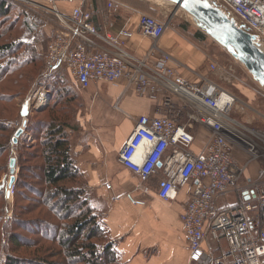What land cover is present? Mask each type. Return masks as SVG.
Here are the masks:
<instances>
[{"label": "built area", "instance_id": "2783aa9c", "mask_svg": "<svg viewBox=\"0 0 264 264\" xmlns=\"http://www.w3.org/2000/svg\"><path fill=\"white\" fill-rule=\"evenodd\" d=\"M50 1L52 7L41 5L57 19L47 44L45 74L65 71L81 88L122 81L124 92L156 99V114L136 119L119 159L144 179L159 176L157 196L165 202L175 201L182 189H188L180 217L190 264H264V178L239 188L245 169L255 160L264 161V128L233 116L234 111L252 108L225 86L232 81L233 67L210 59L205 73L191 68L161 46L171 21L146 13H139L137 30L122 26L103 31L95 19L97 11L117 13L124 7L119 0H108L97 11L76 5L70 12ZM210 1L254 33L264 50V0ZM137 35L150 45L141 42L130 50ZM98 41L106 48L94 49ZM186 70L193 77H187ZM35 98L38 107L48 103L45 93ZM31 106L30 99L23 103L15 133L25 132ZM198 140L200 148L195 149ZM235 149L246 154L245 162L236 160ZM232 188L249 199L219 207L217 199ZM221 240L228 248L213 256L210 247Z\"/></svg>", "mask_w": 264, "mask_h": 264}, {"label": "rangeland", "instance_id": "374dc122", "mask_svg": "<svg viewBox=\"0 0 264 264\" xmlns=\"http://www.w3.org/2000/svg\"><path fill=\"white\" fill-rule=\"evenodd\" d=\"M119 1L123 2V0ZM151 1L152 6L146 9H139L141 13H146L161 21L170 20L171 29L179 33L181 32L180 34L184 36L192 37V34L199 29L195 20L183 9H176L174 4L167 1ZM9 3L10 12L4 17L3 22L5 24L2 26L11 24L15 26L23 25L24 28L25 26L29 28L36 27L34 34H32L30 29L28 31L22 29V38L27 43V45H23V49L29 47L31 45L30 42L35 44V42H42L45 39V43L43 45L44 47L40 45L38 48L44 58L43 67L39 76L36 73L32 79L27 78L23 83V89L14 88V93L11 95V102L3 104L5 111H0V113H4V117L8 118L7 124L11 129L10 132L0 133V146L3 145L5 147L0 150V264H9V257L18 259L20 262L22 261V264H65L67 260L59 243L60 238L57 237L63 225L74 222L75 216L80 213V206L72 205L71 207V205H68L67 210H64L62 208L63 205L51 204V202L44 201L47 197L46 193L51 188L43 181V140H41L42 138L39 140L36 139L34 131L31 130L29 124L33 119L37 122L38 120H48L52 115L56 117H65L68 115L67 122L70 125V138L73 137L76 139L77 134L83 138L92 135L99 137L97 127L93 124V109L95 108V103L91 100L92 98L87 100L84 97L85 90H80L78 86L72 85L70 77H68L69 75L65 71H60L56 74H62L65 79L69 80L66 84L70 85V88L76 92V100L69 105V109L52 100V95L54 94L56 96L57 93L54 89L52 90L49 85V80H47L49 76L55 74L50 75L44 73V52L50 39V37L46 36L45 26L52 25V23L56 24L57 19L53 13L42 10L41 8V5L43 7L51 6L52 2L50 0H9ZM59 8L63 11L60 6ZM14 34L16 33L14 32ZM14 34L7 33L3 37H6L5 42L15 39ZM203 44L204 51L211 57L209 59L218 62L222 67H233V71H231L232 81L226 83L225 86L252 107H247V110H243L242 112L240 110L234 111L233 116L253 127L264 128V115L260 112L264 111V88L254 80L244 65L235 60L212 37L208 35L207 40ZM18 57L11 51L0 56V63L5 64L9 59L14 60ZM44 93L48 97V103L45 106L38 107L37 98L35 97L38 94ZM28 99H30V104L32 102V106L30 114L27 116L28 122L26 130L18 140H9L10 136L11 138L15 136L16 124L22 120L20 112L23 108V103ZM52 107L55 110L54 112H51ZM36 111H39L40 114ZM128 123L129 121L124 123L123 133L129 127ZM101 138H104V136H101ZM110 139L114 140V137ZM70 141L71 146L72 142L73 145L75 141L78 142V140ZM18 143L26 144L27 153L36 152L34 154L35 158L30 159L28 162L23 160L19 162ZM113 151L117 150L114 149ZM13 158L16 159V173L15 182L13 183L14 192L13 195H10L8 192L11 187L9 181L12 176L10 163ZM77 163L78 159L76 160V165ZM87 180V177L83 176L74 182L67 181L64 183V186L74 188L73 190L80 194L79 204L82 203L87 208L90 205L96 207L95 215L99 220H102L100 207L91 200V188ZM232 200H235L234 197ZM27 205L31 207L32 213L30 215L26 213L20 215V208ZM11 221L12 223H10ZM5 225L7 230H12L11 234L7 235L3 231ZM12 234H15V236H10ZM100 236L92 239V242L98 244V248H103L107 243L111 242L108 233L107 237L104 233L100 234ZM12 237L16 238L20 243L19 248L12 241ZM207 243L210 244L211 242L208 241ZM210 248L211 251L213 248ZM213 256H216V254L213 253ZM72 264L81 263L75 262ZM117 264H122L119 259ZM211 264L214 263L212 262Z\"/></svg>", "mask_w": 264, "mask_h": 264}, {"label": "crops", "instance_id": "0c3cea01", "mask_svg": "<svg viewBox=\"0 0 264 264\" xmlns=\"http://www.w3.org/2000/svg\"><path fill=\"white\" fill-rule=\"evenodd\" d=\"M107 1L61 0L56 4L64 12H70L76 5L97 11L100 7H106ZM123 5V9L113 14L97 11L95 19L99 28L106 31L127 26L137 30L141 11L126 3ZM53 24L45 26L47 37L51 38ZM180 33L170 26L161 46L191 68L205 73V66L211 57L206 54L202 45ZM141 42L145 46L150 45L149 40H142L137 35L130 42V50L137 49ZM37 43L38 48L40 45L44 47L45 39ZM94 47L106 48L101 41L96 42ZM185 75L193 77L189 70L185 71ZM213 78L218 79L216 75ZM79 89L85 90L84 97L87 100L92 98L95 103L93 124L97 127L99 137L92 135L83 138L77 134L76 139L71 138L78 140L74 145L72 142L71 152L78 159L77 165L88 179L91 200L100 207L102 220L110 241L114 242L118 251L119 261L122 264H190L184 224L180 217L189 199L188 189H182L175 201L165 202L157 196L159 176L144 179L126 168L119 159V153L136 125V119L143 114H156V99L124 92L122 81L101 82L99 87L91 85L89 88ZM260 112L264 115V111ZM126 121H129V127L123 133ZM113 137L114 140H111ZM200 141L194 144L195 149L200 148ZM114 149L117 151H113ZM234 155L239 163L247 160L246 154L240 149H235ZM263 178L264 161L255 160L245 169L239 188L250 181H260ZM107 183L111 186L107 187ZM233 197L236 201L232 200ZM249 197L243 196L245 200ZM243 198L240 189L232 188L217 199V205H232ZM204 247L210 249L207 242ZM215 247L212 251L217 255L226 250L228 244L221 240Z\"/></svg>", "mask_w": 264, "mask_h": 264}, {"label": "trees", "instance_id": "16d2710c", "mask_svg": "<svg viewBox=\"0 0 264 264\" xmlns=\"http://www.w3.org/2000/svg\"><path fill=\"white\" fill-rule=\"evenodd\" d=\"M59 1L61 0H58V2ZM123 2L140 10L152 6L151 0H123ZM9 5V0H0V39L7 33L14 34L15 32L16 34H14L15 39L12 41L5 42L6 37L0 40V56L13 51V53L19 57L14 60L9 59L5 64L0 63V111L2 112L5 111L3 104L11 102V95L14 93V88L23 89V83L27 78L32 79L36 73H38L39 76L44 61L43 54H41L42 52L40 53L37 42H35V44L30 42L31 45L23 49L27 43L22 38V29L26 31L30 29L32 34H34L36 32L35 26L31 28L28 26L24 28L23 25L15 26L11 24L2 26L5 24L3 22L5 19L4 17L10 12ZM207 37L208 35L203 30L198 29L192 34V37L189 36L188 38L203 46ZM44 53L46 54V51ZM6 80L8 81L5 82ZM47 80H49V85L52 90L54 89L57 93L56 96L54 94L52 95V100L69 109V105L76 100V92L70 88V85L66 84L69 80L65 79L62 74L49 76ZM70 81L72 85L77 86L71 77ZM54 111L52 107L51 112ZM37 113L40 114L39 111ZM67 116L56 117L52 115L49 118L50 120H38L36 122L33 119L29 124L31 130L34 131L36 139L39 140L42 138L41 140H43V181L51 188L46 193L47 197L44 201L51 202V204L63 205L62 208L64 210H67L68 205H71V207L72 205L80 206V213L75 216L74 222L63 225L57 237L60 238L59 243L67 260L65 264H72L75 262L81 264H117L118 254L113 241L107 243L103 248H98V244L92 242L93 238L101 237L100 234L104 233L107 237V231L103 220H99L95 215L96 207L90 205V207L87 208L84 204H79L80 194L75 192L73 190L74 188H67L64 186V183L67 181L74 182L78 178L85 176L79 166L76 165L77 159L71 152L70 125L67 122ZM7 123L8 118L4 117V113H0V133L11 131ZM9 140H14V138L10 136ZM3 147V145L0 146V150L5 148ZM17 147L19 162L21 160L28 162L30 159L35 158L34 154H36V152L27 153L26 144L18 143ZM223 207L226 206H222L221 208ZM20 209L22 213H20V215L25 213L30 215L32 213L29 205L21 207ZM10 223H12V221ZM48 226L50 225L48 224ZM3 231L6 232L7 235L12 233V230H7L6 225L3 227ZM13 235L15 236V234L10 236ZM12 241L15 242L17 248L20 247V243L16 238L12 237ZM8 262L9 264H22V261L20 262V260H16L12 257L8 258Z\"/></svg>", "mask_w": 264, "mask_h": 264}, {"label": "water", "instance_id": "95a60500", "mask_svg": "<svg viewBox=\"0 0 264 264\" xmlns=\"http://www.w3.org/2000/svg\"><path fill=\"white\" fill-rule=\"evenodd\" d=\"M58 1V0H55ZM167 1L183 9L195 20L199 29L212 37L235 60L239 61L254 80L264 88V50L257 42V36L243 24L238 22L210 0H159ZM23 134L17 130L14 140ZM16 159L10 163L11 179L9 185L15 182Z\"/></svg>", "mask_w": 264, "mask_h": 264}]
</instances>
